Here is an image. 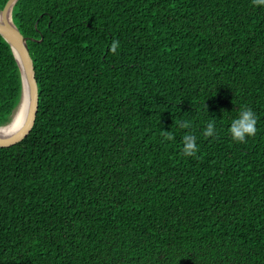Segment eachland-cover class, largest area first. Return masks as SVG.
<instances>
[{
    "label": "trees",
    "instance_id": "trees-1",
    "mask_svg": "<svg viewBox=\"0 0 264 264\" xmlns=\"http://www.w3.org/2000/svg\"><path fill=\"white\" fill-rule=\"evenodd\" d=\"M12 18L39 107L0 146V264H264V6L18 0ZM21 93L0 34V125ZM242 107L257 132L237 142Z\"/></svg>",
    "mask_w": 264,
    "mask_h": 264
},
{
    "label": "water",
    "instance_id": "water-1",
    "mask_svg": "<svg viewBox=\"0 0 264 264\" xmlns=\"http://www.w3.org/2000/svg\"><path fill=\"white\" fill-rule=\"evenodd\" d=\"M17 1L8 0L0 10V34L11 45L22 76L21 98L13 113L22 103L26 104L27 112L24 120L18 126H14L12 118L9 122L0 125V146L14 145L23 140L31 132L39 107V87L36 79L34 60L27 42L28 37L21 32L12 18L13 7Z\"/></svg>",
    "mask_w": 264,
    "mask_h": 264
},
{
    "label": "clouds",
    "instance_id": "clouds-1",
    "mask_svg": "<svg viewBox=\"0 0 264 264\" xmlns=\"http://www.w3.org/2000/svg\"><path fill=\"white\" fill-rule=\"evenodd\" d=\"M252 3L257 6H264V0H252ZM119 47V41L114 40L110 46V51L115 53ZM257 117L254 111L248 107H242L238 116L232 120L229 127V133L233 140L244 142L246 137L254 136L257 132L256 128ZM180 127H188L187 122H181ZM203 134L212 137L216 134V129L213 122H209L204 129ZM166 139H173V136L166 133ZM183 153L186 156H194L197 151L196 136L187 134L183 136Z\"/></svg>",
    "mask_w": 264,
    "mask_h": 264
},
{
    "label": "bare ground",
    "instance_id": "bare-ground-1",
    "mask_svg": "<svg viewBox=\"0 0 264 264\" xmlns=\"http://www.w3.org/2000/svg\"><path fill=\"white\" fill-rule=\"evenodd\" d=\"M27 109L26 104L22 103L13 113V116L11 117L14 121V126H18L20 122L24 120V117L26 115Z\"/></svg>",
    "mask_w": 264,
    "mask_h": 264
}]
</instances>
